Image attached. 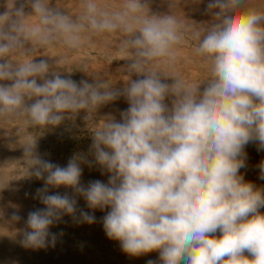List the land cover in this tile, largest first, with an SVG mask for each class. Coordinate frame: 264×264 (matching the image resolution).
Here are the masks:
<instances>
[{"label": "clouds", "instance_id": "9594fccd", "mask_svg": "<svg viewBox=\"0 0 264 264\" xmlns=\"http://www.w3.org/2000/svg\"><path fill=\"white\" fill-rule=\"evenodd\" d=\"M81 2L77 16L51 0L19 7L9 0L0 14V120L43 129L81 111L88 119L121 96L129 105L119 120L108 116L92 131L93 161L77 154L62 167L42 159L35 140L23 145L27 174L44 180L37 196L45 207L28 214L22 245L44 248L49 237L54 245L49 228L75 215V198L48 194L63 186L91 209H110L105 233L129 255L158 251L161 264H264V187L240 172L246 145L264 150V10L248 0H210L212 20L188 31L175 14H150L142 0H123L114 11L98 0ZM113 32L122 34L123 88L62 75V57L55 66L34 59L56 45L79 49L85 33ZM186 38L207 66L203 78L189 81L174 71ZM93 162L109 179L85 187L81 164ZM258 168L264 180V160ZM80 218L95 222L83 210Z\"/></svg>", "mask_w": 264, "mask_h": 264}, {"label": "rangeland", "instance_id": "374dc122", "mask_svg": "<svg viewBox=\"0 0 264 264\" xmlns=\"http://www.w3.org/2000/svg\"><path fill=\"white\" fill-rule=\"evenodd\" d=\"M19 7L25 0H13ZM123 0H98L101 8L118 10ZM146 3L150 14H175L185 21L188 31L194 25L211 21V10L207 9L210 0H142ZM252 7L264 10V0H248ZM9 0H0V14L8 10ZM51 6L60 7L69 15L77 16L83 10L81 0H51ZM26 13H31L30 7H25ZM122 34L119 32L94 34L85 33L79 49L68 50L61 45L48 49H39L34 56L36 61L48 60L55 66L56 57H62L61 74L76 82L96 79L107 81L113 88H123L128 79L125 70L126 61L120 52ZM195 42L186 38L177 48V63L174 71L192 81L206 75L207 66L203 59L194 52ZM14 59H16L14 57ZM132 79L142 78L135 74ZM41 81L38 80V83ZM171 83V80L167 81ZM7 83V82H4ZM167 102V101H166ZM129 107L126 99L121 96L113 102L99 107L95 113L81 111L73 118L66 119L59 126L47 128L28 127L22 119L0 120V264H148L155 261L161 264L159 252L152 251L139 256L125 253L121 242L110 239L103 227V217L109 208L91 209L82 196L66 187L49 188L48 194H67L77 201L74 216L63 215L60 221L50 228V233L56 234L54 245L49 241L44 248L33 249L22 245L23 232L28 214L43 209L45 206L37 196V189L44 187V180L27 174L23 145L30 141L36 142V153L44 160L60 166H66L74 155H83L93 161L90 153L92 131L102 125L108 116L120 119V112ZM246 167L240 169L245 181H250L257 187H264V180L259 178L258 165L264 160V150L258 151L257 144L250 142L245 146ZM82 175L80 183L87 186L89 182L100 180L108 182L109 173L94 162L91 166L81 164ZM83 210L95 217L94 223L81 220ZM264 213V208L260 209ZM13 214L19 215L18 221L13 220ZM220 235L219 232L216 233Z\"/></svg>", "mask_w": 264, "mask_h": 264}]
</instances>
